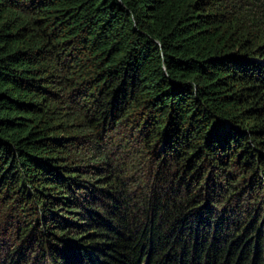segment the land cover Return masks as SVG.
<instances>
[{
    "label": "trees",
    "instance_id": "obj_1",
    "mask_svg": "<svg viewBox=\"0 0 264 264\" xmlns=\"http://www.w3.org/2000/svg\"><path fill=\"white\" fill-rule=\"evenodd\" d=\"M263 184L264 0H0L1 241L42 264H264V209L199 215Z\"/></svg>",
    "mask_w": 264,
    "mask_h": 264
},
{
    "label": "rangeland",
    "instance_id": "obj_2",
    "mask_svg": "<svg viewBox=\"0 0 264 264\" xmlns=\"http://www.w3.org/2000/svg\"><path fill=\"white\" fill-rule=\"evenodd\" d=\"M112 144H113L112 145L113 149L117 150V153L119 154L118 155V161H117L119 163V165H121L123 167V166L127 165V163L129 164V166H130V164H132L131 165V168L133 170L131 171V174L129 176H127V177L128 178H132V179H134V178L135 179H138L139 178V181L140 182L142 181V180H140L141 176L143 177V179H145L144 176L140 174V171L138 169L134 168V167H136L135 166L136 165L135 161L134 160L131 161L129 158H127V157H129V154L131 155V153H129V147H130L129 143L128 142H123V141H121V139H119V142H117L116 140H114L112 142ZM137 186H138V184H137ZM136 188L137 187H135V189ZM205 193H206L205 194L206 195L205 196V200L206 201L204 202V204H206V202H207V204L210 206V210L203 211V212L201 211L199 213V215L202 214L203 216H207L210 213L209 211H214L215 214H217V216L214 217L215 220L218 217H224V216L226 217V219L225 218L224 219L223 218H220V220L218 218V220H219V222H220L221 225L225 224L223 222L224 220L225 221H228V216H230L231 220H233L231 214H229L228 212H225L224 215H222L223 213H221L220 210H219L220 207H222V206L223 207L226 206V209H228V208L233 207L232 205H234L237 201H239V202L242 201L243 204H245V202L247 201L248 202L247 203V206H249V208L250 207H254V209H260V214H261V211L263 212V209H264V204H263L264 201H263V198L261 199V201H260V198L255 200V196L253 194L248 195L246 197L243 194L241 196L240 195H236L232 200L227 201V200H223L222 198H220L219 197L220 194H218L217 192H211L209 190V191H207ZM236 193H237V191H236ZM263 193H264V191H263ZM258 195H260V193ZM239 197L240 198L241 197L242 198H246V199H243V200L240 201ZM202 198H203V196H201V199ZM236 199H237V201L235 202ZM218 210H219V212L221 214L218 212ZM78 212L79 211L75 212V214L78 213ZM251 213H252V211L251 212L248 211L246 214H251ZM242 214H244V212L241 213V215ZM69 215H71V214H69ZM239 218L240 217H238V219H236L235 221H239ZM76 220H78V219H76ZM227 225H228V222H227ZM67 226H69V224H67ZM229 226H227V230L230 229ZM71 228H73V227H71ZM81 233H84V232H81ZM9 236L10 237H4L3 238V241L0 240V264H32V261H34L36 259H37V262H38L37 264H42V259H43L42 258V251L39 250V248L37 246H35L34 244L31 243L30 245H28V250H25L24 251V249H22V250L20 249L21 251H24V252H22V254H20V250L18 249L19 246H17L19 242H17L14 239V237H13L12 234H9ZM0 237H1V235H0ZM74 239L73 240L71 239V240H64V241L62 240V241H60L58 243V246L60 245L59 248L62 245L66 244V243H68L69 245L74 244V246H72L71 249H73L74 247H76V245H78V244L80 245L79 242L81 240L79 242H77ZM84 240H85V242H88L89 241V240L83 239V241ZM86 246H89V245L86 244ZM157 246H159V245L156 244V245H153L151 247V254H153V253L156 252ZM11 248H14L13 251L11 250ZM62 252H64V254L68 253V255L70 253L68 250L62 251ZM16 254L19 257L18 258L19 261H17V262H15L16 261L15 260L16 259ZM172 256H173V251H169L167 253V256H164L161 260H159L158 264H169L170 261H171V257ZM20 257L22 259H20ZM48 258H50V257H48ZM26 259H28V260L26 261ZM23 261H26V263H23ZM56 263L59 264L58 262H56ZM68 264H72V262H70Z\"/></svg>",
    "mask_w": 264,
    "mask_h": 264
}]
</instances>
